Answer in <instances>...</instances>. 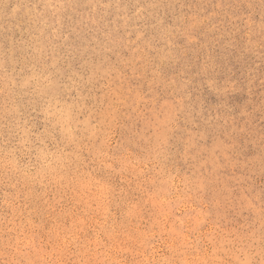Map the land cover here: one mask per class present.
Listing matches in <instances>:
<instances>
[{"label":"rangeland","instance_id":"1","mask_svg":"<svg viewBox=\"0 0 264 264\" xmlns=\"http://www.w3.org/2000/svg\"><path fill=\"white\" fill-rule=\"evenodd\" d=\"M0 264H264V0H0Z\"/></svg>","mask_w":264,"mask_h":264},{"label":"bare ground","instance_id":"2","mask_svg":"<svg viewBox=\"0 0 264 264\" xmlns=\"http://www.w3.org/2000/svg\"><path fill=\"white\" fill-rule=\"evenodd\" d=\"M30 34V33H29Z\"/></svg>","mask_w":264,"mask_h":264}]
</instances>
